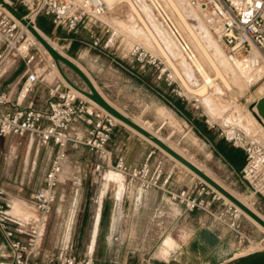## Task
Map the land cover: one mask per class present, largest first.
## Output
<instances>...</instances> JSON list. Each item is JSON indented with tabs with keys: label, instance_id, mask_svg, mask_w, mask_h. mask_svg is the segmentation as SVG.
I'll return each mask as SVG.
<instances>
[{
	"label": "crops",
	"instance_id": "1",
	"mask_svg": "<svg viewBox=\"0 0 264 264\" xmlns=\"http://www.w3.org/2000/svg\"><path fill=\"white\" fill-rule=\"evenodd\" d=\"M39 19L46 23L49 34L62 43L63 48L94 79L102 94L117 108L148 127H156V133L168 124L175 126L183 123L190 126L199 138L211 143L215 153L223 159L227 158L226 161L233 165L235 171L242 170L245 162L238 168L224 150V147L234 150L239 148L233 147L223 138L219 139V135L202 123L201 113L195 104L174 88L165 73L159 77L153 65H142L126 54H114L112 49L93 47L90 34L92 25H80L79 28H89V33L87 29L85 35H82L79 30L68 33L61 27H55L46 15H40ZM50 66V71L44 76L27 65L22 55L11 54L0 72V89L16 98L23 81L30 72L35 71L43 76V81L33 86L24 105L44 109L48 106V88L61 80L59 73ZM146 90L153 93L149 101L146 98L148 94L143 92ZM130 94H135L139 109H133L125 99ZM13 108L7 107L9 110ZM89 125L88 119L82 116L73 124L72 135L84 138ZM84 148L90 156L87 160L89 168L82 172L81 177L73 176L78 169L68 165L70 152L76 149L69 148L62 159L56 197L51 212L42 223V241L34 254L35 259L44 261L52 253L70 247L77 256L90 257L98 263L133 264L149 257L150 264H221L234 252V232L206 212L185 211L166 192L135 186L125 175V182L131 189L120 192L122 187L119 183L107 178V174L116 170L106 165L114 163L122 155L128 163L134 165L149 156L151 162L162 159L166 167L174 169L175 176L170 187L175 190L196 181L195 175L173 163L174 159H170V156L166 158L147 139L119 123L113 129L105 152L98 153L88 147ZM20 153L21 178L14 177V171L7 170L4 183L0 173V183L5 190L4 202L16 234L25 239L41 218L33 197L44 185L46 174L59 154V146L54 143L43 144L38 137L14 134L0 136V161L5 158L6 162L14 163ZM97 163L104 165L101 173L94 170ZM36 173L40 176L35 182ZM73 184L78 185L76 190ZM66 187L70 189V196L66 194ZM64 206L68 208L64 210ZM59 212H63L64 217H52ZM158 217H162L161 224L158 223ZM163 226L166 232L159 235ZM48 232H52L53 240L46 246L45 237ZM7 253L8 247L0 232V257Z\"/></svg>",
	"mask_w": 264,
	"mask_h": 264
},
{
	"label": "built area",
	"instance_id": "2",
	"mask_svg": "<svg viewBox=\"0 0 264 264\" xmlns=\"http://www.w3.org/2000/svg\"><path fill=\"white\" fill-rule=\"evenodd\" d=\"M189 1L204 12L208 25L227 53L249 55L256 48L262 54L261 60H264V0ZM14 3L24 7L27 11L24 14L26 19L34 22L39 15H46L55 27H61L68 33L77 31L80 25L94 26L102 22L101 17L108 10L103 0H16ZM169 29L173 32L170 26ZM175 30V33H179L176 28ZM107 31L109 34L102 39L90 30L93 47L107 50L113 46L117 32ZM25 34L27 35L26 31L10 14L0 10V43L3 44L0 49V72L11 54H21L19 50ZM181 47L185 52L189 48L185 42ZM129 53L142 65L155 66L157 63V58L140 44H133ZM23 58L30 65L34 56L27 55ZM161 75L162 73L159 77ZM41 81L43 76L35 71L30 72L16 98L0 89V136L14 134L38 137L43 144L54 143L59 146V154L46 174L44 185L33 197L41 218L25 239L16 234L4 202L5 190L0 183V232L8 247L7 255L0 257V264H115L98 263L90 257L77 256L70 247L52 253L44 261L34 258L42 241V223L53 208L66 151L85 146L98 153L105 152L113 129L119 124L111 114L74 93L62 79L48 88L46 108L24 105L33 86ZM8 106L14 107L13 110L7 109ZM82 116L88 119L90 125L86 136L78 138L72 135L71 128ZM219 135L233 147L244 151L245 163L240 171L241 179L248 185L253 196L264 198V138H257L234 125L222 127ZM106 166L124 174L131 184L144 189L164 191L181 204L185 211H204L231 229L235 234L236 248L227 261L221 264L234 263L264 250V238L255 242V246L251 248L254 240L247 229L244 214L200 178L196 177L192 184L175 190L170 187L175 176L174 169L166 167L162 159L151 162L150 156L134 165L121 155L114 163ZM103 169L102 163L95 164L94 170L97 173H101ZM133 264H150V258Z\"/></svg>",
	"mask_w": 264,
	"mask_h": 264
},
{
	"label": "rangeland",
	"instance_id": "3",
	"mask_svg": "<svg viewBox=\"0 0 264 264\" xmlns=\"http://www.w3.org/2000/svg\"><path fill=\"white\" fill-rule=\"evenodd\" d=\"M8 1L14 4L21 12H23V14H27V11L23 8L21 4L14 3L11 0ZM160 1L168 11L170 16H173L172 18L174 22L176 21L175 23L181 28L185 36L188 38V33L186 32L182 23L176 18L175 13L168 4V2L166 0ZM177 1L180 2L182 8L185 10L187 17L192 26L195 28V30L198 32L201 31L199 33L203 35L202 38L205 41H208L210 37L211 40H215L216 42V39L214 38L210 27L206 23L203 14L200 13L194 7H191L186 0ZM132 4L135 5V7L140 12L141 16L147 21L152 31L155 33L158 40L161 42L165 50L172 58L173 62L175 63L176 67L178 68L186 82L193 88H197L199 85H201L203 82L202 77L199 75L196 68L193 66L191 60L188 59L186 53L184 51L182 52L180 44L177 40H175V36L161 17L156 5L151 0H119L112 7H108L107 13L101 17L102 22H98L96 26H92L90 30L96 32L102 39H105L106 36L109 34L107 30H115L117 33L114 38V44L111 48H109L112 49V52L114 54H126L128 57H131L129 52L131 50L132 45L135 43L140 44L148 52L152 53L157 58L155 68L158 73H165V75L169 77V80L172 82L174 88H176L177 91L181 95H183V97H185L190 103H194L195 106H198V108L196 109L201 113L200 117L202 118V123L205 124L207 127H210L217 135H219V132L222 127H225L226 125H234L240 127L248 133H251L252 135L254 134V136L256 137L258 136V134L262 133V138H264V132H262V128L264 125L257 121V118L254 116L253 110L256 101L262 96H264V74H261V76H259L256 80L253 81L249 80V78H247L248 75L244 72H242L243 75L238 74L236 68H239L241 65V69H243L244 67V70L246 68H250L248 62L246 63V56L229 54L225 51L224 46L222 44L216 42L215 46L217 47L218 44L217 48L219 50H217L214 45L211 46V50L214 52V54H218L219 52L218 56L216 54L215 56L217 57V60L224 74L227 76V79L229 80L232 88L228 89L224 85V83H221L222 81L216 79L214 86L209 88L210 90H208V93L206 95H200L195 91L191 92L186 87L184 81L178 75L177 71H175L173 65H171V63L167 60L166 55L160 49L157 41L150 35L147 27L144 25L137 11L134 10ZM1 9L5 11L3 8ZM34 22L38 27L37 19H35ZM201 28L204 29L201 30ZM41 30L47 37H49L55 43V45H57L58 48H60L69 57L73 58L69 55L66 49L63 48L62 43L58 42L56 39H54V37H52L49 33L45 32L43 29ZM78 30L79 34L81 33L82 35H85V30H87L89 33V28L83 27L79 28ZM203 31H205L206 33L204 32L203 34ZM211 40H209L208 43ZM23 44H26L28 47L26 51L21 50ZM192 45L196 49V46L193 43ZM2 46L3 44H0V49L2 48ZM19 52L21 53L20 55H23V57H26L27 55L28 57L32 55L34 56V59L32 60L30 65L33 69H36L39 74H43L44 76H46V73L50 71V64L52 62L51 55H46L40 45L32 42V39L29 38L26 34L25 39L21 42ZM234 56L237 59H233ZM202 60L209 73L211 75H214L215 72L212 66L209 65L204 59ZM131 64L133 65L134 63ZM64 69L68 76L75 83L80 86H84V82L78 77L75 72L65 66ZM53 70L59 73L56 67L53 68ZM239 75L241 78L239 77ZM143 92H145V94H148V96L146 95V98L149 101L151 98H149V96H153V93L149 90ZM125 99L127 100V102L130 103V106L133 109H139V105L137 104V100L135 99V94L125 96ZM169 118L172 119V117ZM150 127L155 131L157 130L156 127L149 126V128ZM158 133L161 135V137H165L169 141V143L178 148L187 157L196 162L199 166H201L203 169L213 175L217 180H219L221 183H223L241 198L248 201L252 206H254L259 212L264 215V198L253 196L248 185L241 179L240 172L235 171V169L232 167V164L229 165V163L226 161L227 158L223 159L219 154L215 153L213 151V146L211 145V143L206 142L202 138H199L190 126H187L183 123H177L175 126L168 124L163 128L162 131H158ZM220 138L221 137L219 135V139ZM149 143L153 147L156 146L150 141ZM84 147L85 146L74 148L76 150L70 152V163H68V165L73 166V168L76 167L78 169L77 173L73 174V176L81 177L82 172L85 169L89 168V166L87 165V160L90 158V156L89 153L86 152ZM157 149L159 150L160 148L158 147ZM224 150L227 156L233 158V160L235 161V165L238 168L243 165V163L245 162V153L242 149L234 150L230 147H224ZM161 153L166 158H169V156H167L162 150ZM21 156L22 154L20 153L19 158L16 161L14 160V163L6 162L5 158L0 161V173L3 183L6 180L5 178L7 170L14 171V177L19 176L21 178ZM172 161L173 163H177L179 167L185 169L190 173L189 170L179 164L175 159ZM38 166V170H40L41 162L38 163ZM39 176V173H36L34 175L35 182L38 181ZM107 178L112 179L116 183H119V185L122 187V190L120 192H125L126 190L131 189V187H128V185L125 183L121 173L117 171H113L111 174H107ZM73 188L76 190V188H78V185L73 184ZM66 191L67 196H70L71 193L68 187H66ZM133 191L134 189L132 188V195ZM66 208H68V206L63 207L64 210ZM52 217H64V215L63 212H59L57 214H53ZM150 218L151 217H149V219ZM161 220L162 219H158V223L161 224ZM245 220L247 229L251 232L252 238L254 240V243L251 245V248L253 249V247L255 246V242H259V240L264 238V231H262L247 217L245 218ZM163 232H165V230H160L159 235L160 233L164 234ZM52 240V232H48L45 237L46 246L48 244H51Z\"/></svg>",
	"mask_w": 264,
	"mask_h": 264
},
{
	"label": "bare ground",
	"instance_id": "4",
	"mask_svg": "<svg viewBox=\"0 0 264 264\" xmlns=\"http://www.w3.org/2000/svg\"><path fill=\"white\" fill-rule=\"evenodd\" d=\"M8 1V0H7ZM107 6V8L112 7L117 1L119 0H103ZM130 1V0H129ZM154 2V4L157 7L158 12L160 13V15L162 16L163 20L165 21V23L168 25V27L170 26V28L172 29V33L175 36V40L178 41V43L180 44H184V42L188 45L189 48L186 49V55L188 56V59L191 60L193 66L196 68L197 72L199 73V75L202 77L203 82L201 85H199L197 88H193L191 87L186 80L184 79V77L182 76V74L180 73V71L178 70V68L176 67L175 63L173 62L172 58L170 57V55L168 54V52L165 50L164 46L161 44V42L158 40L157 36L155 35V33L152 31L151 27L149 26V24L147 23V21L141 16L140 12L138 11V9L135 7V5L132 4L134 10L137 11V13L139 14L140 18L142 19L144 25L147 27L150 35L157 41L160 49L164 52V54L166 55L167 60L171 63V65H173V68H175V71H177L178 75L182 78V80L184 81L186 87L192 92L195 91L196 93L200 94V95H206L208 93V90H210V87L214 86L215 80L219 79L220 81H222L221 83H224V85L228 88L231 89V84L229 82V80L227 79V76L224 74L218 60L217 57L215 56L214 52L211 50V46H215L216 42L220 43L214 32L212 31L215 40H211L210 37L208 39L211 40L209 43L208 41L204 40L202 38V34H200L199 32L201 31H196L195 28L192 26V24L190 23L187 14L185 12V10L182 8L181 4L179 1L177 0H166L168 2V4L170 5V7L172 8V10L175 13L176 18L178 19V21H180L182 23V25L184 26L186 32L188 33V38L185 36V34L183 33V31L181 30V28L174 22L173 20V16L171 17L170 14L168 13V11L166 10V8L163 6V4L161 3L160 0H151ZM188 2V4L191 7H194L193 5H191L189 0H186ZM9 2V1H8ZM182 2V1H181ZM10 3V2H9ZM131 5V3H130ZM3 8L8 14H10L13 19L23 28V30L26 31L27 35L29 38L32 39V42L37 43L40 45V47L42 48L43 52L46 55H51L49 53V51L46 49V47L36 38V36L34 35V33L23 23H21V21L19 19H17L14 15H12L2 4H0V9ZM195 9H197L200 13L203 14L204 19L206 21L205 18V14L203 11H201L199 8L194 7ZM1 11H3L1 9ZM150 17V15H149ZM156 18V16H155ZM151 19V18H150ZM32 23L33 20H31ZM178 23V22H177ZM207 23V21H206ZM208 24V23H207ZM209 26V25H208ZM210 27V26H209ZM175 28L177 29V31L179 33H175ZM35 29L53 46L55 47L61 54L65 55L66 57H69L67 54H65L60 48L57 47V45H55V43L49 38L47 37L44 32L36 26L35 24ZM204 28H201V30ZM206 29V28H205ZM207 31V30H206ZM205 31H203L202 33L204 34ZM206 33V32H205ZM212 35V36H213ZM31 36V37H30ZM213 38V39H214ZM192 43L196 46V49L193 47ZM221 44V43H220ZM218 47V44H217ZM215 46V48H217ZM27 45L23 44L22 46V51H26L27 50ZM182 52L183 49L182 47H180ZM213 48V49H215ZM217 50H219L217 48ZM182 54V53H181ZM219 54V52H218ZM218 54H216L218 56ZM246 56V63L248 62L249 65V69L248 70H244L241 69V66L239 68H236V71L238 74L243 75L242 72L246 73L248 75L247 78H249V80L253 81L256 80L259 76H261V74H264V60H261L262 58V54L260 53V51H258L256 48H254L251 53L249 55H245ZM52 57V56H51ZM71 58V57H69ZM74 62H76L73 58H71ZM204 59L209 65L212 66V68L214 69V75H211L209 73V71L207 70L203 60ZM226 59V58H225ZM233 59H237L235 56L233 57ZM223 60V59H222ZM244 60V59H243ZM51 65L52 67H56L58 72L60 73L55 61L53 60V58L51 59ZM242 61V60H241ZM256 61H258V63H256ZM190 62V61H189ZM225 62V60H224ZM77 63V62H76ZM244 63V62H243ZM82 69L83 67L77 63ZM242 64V63H241ZM63 65V64H62ZM245 66V64H244ZM64 68V65H63ZM84 70V69H83ZM85 71V70H84ZM86 72V71H85ZM87 73V72H86ZM88 74V73H87ZM239 75V77H240ZM60 78H62V80L72 88L73 92L86 98L88 101H90L95 107L101 108L104 111L108 112L107 110H105L103 107H101L97 102H95L94 100H92L91 98L87 97L85 94H83L81 91H79L78 89L72 87L71 85H69V83L63 78V76L60 73ZM88 76L91 78V80L93 81V83L95 84V86L97 87V89L99 90L98 85L95 83L94 79L88 74ZM241 78V77H240ZM100 91V90H99ZM101 92V91H100ZM102 94V92H101ZM103 95V94H102ZM104 96V95H103ZM105 97V96H104ZM106 98V97H105ZM107 99V98H106ZM260 99V98H259ZM258 99V100H259ZM108 100V99H107ZM257 100V101H258ZM256 101V102H257ZM110 102V101H109ZM111 103V102H110ZM256 104V103H255ZM115 106V105H114ZM116 107V106H115ZM254 110V116H255V112L257 111L256 105L253 108ZM122 111V110H121ZM124 112V111H123ZM109 113V112H108ZM125 113V112H124ZM110 114V113H109ZM126 114V113H125ZM113 116V115H112ZM115 118L116 121H118L119 123L124 124L126 127H128L129 129H132L133 131H136L137 133H139L141 136H143L144 138H146L147 140H149L150 142H152L153 144H155L151 139H149L148 137L144 136L142 133L138 132L137 130H135L134 128H132L131 126H129L128 124L124 123L122 120H120L119 118L113 116ZM256 117V116H255ZM257 118V117H256ZM137 123H139L140 125H142L144 128H146L147 130L151 131L153 134L159 136L161 139H163L167 144H169L171 147H173L175 150H177L179 153H181L183 156H185L187 159H189L191 162H193L195 165H197L200 169H202L204 172H206L208 175H210L214 180H216L219 184H221L225 189H227L231 194H233L235 197H237L240 201H242L246 206H248L253 212H255L258 216H260L262 219H264V215L259 212L254 206H252L248 201L244 200L243 198H241L239 195H237L235 192H233L231 189H229L227 186H225L223 183H221L219 180H217L213 175H211L209 172H207L205 169H203L201 166H199L196 162H194L192 159H190L189 157H187L183 152H181L178 148H176L175 146H173L171 143L167 142L163 137H161L158 133H156V131L152 130L151 128L147 127L146 125H144L142 122L135 120ZM258 122L262 123L264 125V122H261L259 119H257ZM245 131V130H244ZM246 132V131H245ZM258 132V131H257ZM261 132V131H260ZM262 132H264V126L262 128ZM248 133V132H247ZM251 134V133H249ZM262 134V133H261ZM258 134L257 138H262V135ZM254 135V134H253ZM157 147H159L157 144H155ZM163 152H165L168 156H170L171 158L175 159L179 164H181L183 167H185L187 170H189L191 173H193L195 176H197L198 178H200L202 181H204L205 183H207L209 186H211L216 192H218V194L223 197L226 201L232 203L233 205H235L227 196H225L223 193H221L219 190H217L215 187H213L212 185H210L208 182H206L202 177H200L197 173H195L193 170H191L188 166H186L185 164H183L182 162H180L179 160H177L175 157H173L171 154H169L167 151H165L163 148L159 147ZM124 178L125 181V177L124 174H121ZM126 183V182H125ZM127 184V183H126ZM239 211H241L250 221H252L255 225H257L262 231H264V226L259 223L255 218H253L251 215H249L248 213H246L243 209H241L239 206L235 205ZM174 219V217H172ZM157 219H162V217H158ZM169 219V218H168ZM171 220V219H170ZM169 221V220H168ZM163 222H165L163 220ZM172 222V221H171ZM162 223V220H161ZM168 223V222H167ZM172 224V223H171ZM168 226V225H167ZM187 228V227H186ZM161 230H166L163 226V228ZM181 231V230H180ZM183 231V230H182ZM186 231V230H185ZM184 231V232H185ZM166 232V231H165ZM186 234V232H185ZM185 236V235H184ZM186 237V236H185ZM188 239V238H187ZM186 240V239H185ZM254 246V245H253Z\"/></svg>",
	"mask_w": 264,
	"mask_h": 264
},
{
	"label": "water",
	"instance_id": "5",
	"mask_svg": "<svg viewBox=\"0 0 264 264\" xmlns=\"http://www.w3.org/2000/svg\"><path fill=\"white\" fill-rule=\"evenodd\" d=\"M0 4H2L12 15H14L17 19H19L21 23L26 25L34 33L36 38L46 47V49L51 54L53 60L55 61L61 75L69 83V85L78 89L83 94H85L87 97L97 102L101 107L107 110L111 115L119 118L124 123L128 124L129 126L134 128L138 132L142 133L144 136L151 139L155 144H157L159 147L163 148L165 151H167L177 160H179L180 162L188 166L191 170H193L200 177H202L206 182H208L210 185H212L217 190H219L221 193H223L225 196H227L235 205L239 206L241 209H243L246 213L251 215L253 218H255L259 223H261L264 226V219H262L255 212H253L248 206H246L242 201H240L237 197L231 194L227 189H225L221 184H219L216 180H214L210 175H208L206 172L200 169L197 165H195L193 162H191L189 159H187L185 156H183L181 153H179L169 144H167L159 136L153 134L151 131L144 128L142 125L137 123L133 118H131L130 116L125 114L123 111H121L119 108L115 107L112 103H110L109 100H107L101 94V92L97 89V87L95 86L91 78L88 76V74L71 58L66 57L65 55L61 54L55 47H53L35 29V23H32L31 20L26 19L23 12H21L15 5H13L12 3H9L7 0H0ZM62 64L65 67H68L69 69H71L73 72H75L78 75V77L84 82V86H80L77 83H75L68 76ZM255 105L257 108V111L255 112V116L261 122H264V96H262L256 102ZM234 264H264V250L254 253L252 255H249L247 257H244L236 261Z\"/></svg>",
	"mask_w": 264,
	"mask_h": 264
},
{
	"label": "trees",
	"instance_id": "6",
	"mask_svg": "<svg viewBox=\"0 0 264 264\" xmlns=\"http://www.w3.org/2000/svg\"><path fill=\"white\" fill-rule=\"evenodd\" d=\"M39 16L37 17V25H38V27H40L41 29H43L45 32L49 33L48 27L45 25L46 23L43 22V21H41L39 19Z\"/></svg>",
	"mask_w": 264,
	"mask_h": 264
}]
</instances>
